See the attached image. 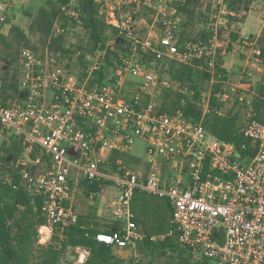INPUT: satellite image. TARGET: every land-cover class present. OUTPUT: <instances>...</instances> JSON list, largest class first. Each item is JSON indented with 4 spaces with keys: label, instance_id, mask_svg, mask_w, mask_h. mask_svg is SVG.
I'll use <instances>...</instances> for the list:
<instances>
[{
    "label": "built area",
    "instance_id": "obj_1",
    "mask_svg": "<svg viewBox=\"0 0 264 264\" xmlns=\"http://www.w3.org/2000/svg\"><path fill=\"white\" fill-rule=\"evenodd\" d=\"M94 1L129 42L118 55L113 81L88 86L104 64V50L86 64V76L80 79L47 49L39 54L23 47L19 87L27 96L21 104H4L0 97V130L21 138L20 174L27 188L43 198L46 222L39 228V244H48L56 228L78 221L74 192L86 181L120 189L111 205L120 228L98 232L100 241L137 248L145 233L134 220L131 203L136 192H145L172 207L167 231L153 234L152 240L176 236L214 264H264V122L252 118L242 129L254 149L248 155L212 135L202 120L189 121L182 108L162 110L161 91L170 88L171 80L161 62L190 64L198 59L213 73V40L181 38L183 17L174 2L184 0H130L152 8L155 19H161L162 27L145 35L137 29L136 10L118 14L123 0ZM79 2L68 0L62 6L52 36L85 33ZM200 2L234 14L226 0ZM7 8L0 0V23H7ZM253 50L261 54L259 48ZM1 87L0 81V92ZM219 100L226 104L231 96L223 92ZM209 110L208 100L203 113ZM218 114L224 115L221 110ZM136 139L146 143L148 170H112L109 155L129 152ZM36 149L40 153L33 158Z\"/></svg>",
    "mask_w": 264,
    "mask_h": 264
},
{
    "label": "trees",
    "instance_id": "obj_2",
    "mask_svg": "<svg viewBox=\"0 0 264 264\" xmlns=\"http://www.w3.org/2000/svg\"><path fill=\"white\" fill-rule=\"evenodd\" d=\"M67 1L48 0L32 16L29 31L31 34L39 35L51 56L60 58L63 63L66 61L65 59H68V63L64 64L69 68H71L70 61L74 56H77V59L83 63L86 55L90 52L89 50H94L99 46L101 50L105 51L104 64L99 70L93 72L88 86L95 83L112 82L119 62L118 55L127 49L129 42L124 37L118 36V29L114 27L108 17L100 14V7L94 0H80L83 27L91 48L82 45H77V47L72 44L65 45L64 35L52 36L51 33L55 19ZM197 1H175L174 4L184 15V18L191 20L195 16ZM253 2L254 0H228L227 4L230 11L238 12L249 11ZM188 20L184 22L185 25ZM109 29L118 36L114 46L107 43ZM183 32L181 33L182 39L184 38ZM236 37L237 35H234V38ZM203 38L208 37L204 34ZM0 41L4 47V58L8 63L16 60L12 53H18V70L11 79H8L10 65H5V68L8 69L1 87L0 97L4 104L13 99L23 100L26 98L27 92L19 87L20 50L23 47H31L34 50L36 48L29 34L16 25L11 27L9 35L1 34ZM258 42L261 47L260 58L264 63V28ZM77 50H81L78 55H76ZM203 65L204 61L198 59L190 64L176 61L161 62L160 68L167 66V69L163 70L171 80L170 88H165L160 95L162 110L171 111L182 108L189 121L202 120L206 128L216 138L233 142L241 152L252 155L254 149L242 130L244 125L241 122V114L236 111L238 103L228 114H218L222 108V104L216 97L220 90V84L215 83L214 85L208 112L204 114L203 108L198 104L200 91L206 88L205 84L213 76L211 72L202 67ZM221 66L222 60L219 59L217 73H226V70ZM85 76L86 67L81 71L80 79ZM252 107L254 115L251 119L264 122V84L259 86V93L254 95ZM4 132L7 137L0 146V264H64V261L72 264L69 262V258H78V249L88 252L81 264H141L136 258H132L129 263H126L125 259L115 253L114 246L98 240V232L118 230L120 224L117 221L106 229H100L98 223H92L83 215H79L76 223L56 228L48 244H39V228L46 222V217L42 212L43 198L40 194H35L27 188L20 174L19 159L23 151L21 138L12 132ZM243 145L247 149H244ZM38 153H40V149L33 152V158H36ZM127 155L126 152L110 154L111 169L116 170L118 166L127 168L124 161V157ZM44 159L48 160L49 158L43 156ZM31 170L35 171L33 168ZM82 183L87 194L99 192L101 189L98 183L89 184L86 181ZM134 220L138 224L144 223L143 219L137 215ZM143 225L145 226V224ZM167 229L155 232V230H148L144 227L145 237L139 242L137 249L141 252L147 251L149 254L165 257V264H214L206 257L196 258V252L182 245L176 236H166L156 240L150 238L153 234L166 232Z\"/></svg>",
    "mask_w": 264,
    "mask_h": 264
},
{
    "label": "rangeland",
    "instance_id": "obj_3",
    "mask_svg": "<svg viewBox=\"0 0 264 264\" xmlns=\"http://www.w3.org/2000/svg\"><path fill=\"white\" fill-rule=\"evenodd\" d=\"M48 0H4L7 4V23H0V35H9L11 27L16 25L26 31L39 54H43L45 51L44 41L40 39L39 35L31 34L29 31V24L31 22L32 16L35 15L38 9L47 3ZM120 4V9L117 11L119 15H122L128 11L136 10L132 12L134 18L137 20L136 26L140 34L145 35L149 31H157L162 27V22L160 17L155 19L156 13L152 8H148L146 5L141 4L137 6L134 2H129L130 0H123ZM126 1V2H125ZM226 0V6L228 8ZM111 8V6H110ZM226 8V9H227ZM143 17L146 22H139L138 19ZM181 33H184V38H203L206 34L207 40L212 39L217 51L216 54V68L212 73V79L208 80L205 84L206 88L200 91V100L198 104L204 108L205 103L212 96V90L215 83L220 84V90L216 94L219 100V95L223 92H227L231 96V100L222 104L220 109L224 115L228 114L236 103V111H239L242 118V123L245 125L251 117L254 115L252 100L254 95L259 93V86L264 84V63L260 58V55L254 52V48L261 47L259 45L258 39L264 28V0H254L250 6L249 11L241 10L234 12V14H229L223 12L220 7L213 8L210 5L201 3L200 0L197 1L195 16L193 19L188 20L182 15ZM185 25L184 22L187 21ZM109 39L107 41L108 45L114 46L115 39L123 37V35L118 30V36L115 35L111 30H108ZM234 35H237L234 38ZM249 37V43L245 42V39ZM65 45H82L91 48L88 41V36L86 33H79L78 31L69 32L64 38ZM250 42H254L251 44ZM99 46L94 48V50H89L90 52L86 55L83 63L74 56L71 62V69L80 77L82 70H85L86 64L93 63L98 55ZM81 50H77L76 55L79 54ZM12 56L16 60L7 62L4 58V47L0 41V81H3L6 77L5 65H10L8 79L14 75L18 70V53H12ZM222 60V68L226 70V73H217V62ZM64 63H68V59H65ZM165 88L162 89V91ZM161 91V93H162ZM143 102H146L147 98L142 97ZM11 104H21L22 100L13 99L8 101ZM240 102V103H239ZM210 109V106H209ZM5 132L0 130V146L4 139L6 138ZM128 155L124 157L125 164L128 168L137 169L139 171H147V154H146V143L140 139H136ZM42 167H37V170H41ZM120 194V189L115 185L104 184L99 192H92L87 194L86 190L80 188L74 192V205L79 213L83 215L92 223H98L100 229H106L116 222L113 218L112 207L116 198ZM155 198L146 195L145 202H154ZM143 224L147 225V221L143 220ZM140 230L144 232L143 225L139 224ZM166 222H161L158 224V228L155 232L159 230H165ZM148 229V228H147ZM150 230V229H148ZM157 235V234H156ZM114 251L121 258L125 259L126 263H129L132 258H136L141 264H165L166 258L160 257L157 254H149L146 252H141L136 249L118 248L114 247ZM78 258H69V262L72 264H81L82 258H84L85 251L83 249H78ZM196 258L200 255L195 253ZM64 264H68L64 261Z\"/></svg>",
    "mask_w": 264,
    "mask_h": 264
},
{
    "label": "crops",
    "instance_id": "obj_4",
    "mask_svg": "<svg viewBox=\"0 0 264 264\" xmlns=\"http://www.w3.org/2000/svg\"><path fill=\"white\" fill-rule=\"evenodd\" d=\"M146 195L154 197V202H145ZM131 207L135 215L141 217L147 221V225H143V228L155 230L158 228V224L166 222V228H168L171 217V205L164 198L156 197L145 192H136L133 196ZM85 251V250H84ZM85 251L84 258L87 256ZM84 261V259H82Z\"/></svg>",
    "mask_w": 264,
    "mask_h": 264
},
{
    "label": "bare ground",
    "instance_id": "obj_5",
    "mask_svg": "<svg viewBox=\"0 0 264 264\" xmlns=\"http://www.w3.org/2000/svg\"><path fill=\"white\" fill-rule=\"evenodd\" d=\"M84 256V255H83ZM83 259V258H82Z\"/></svg>",
    "mask_w": 264,
    "mask_h": 264
}]
</instances>
